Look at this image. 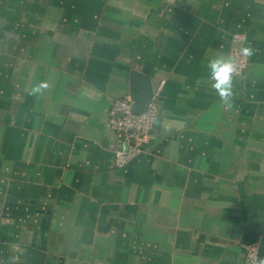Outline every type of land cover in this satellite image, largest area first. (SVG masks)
Here are the masks:
<instances>
[{
	"label": "crops",
	"instance_id": "obj_1",
	"mask_svg": "<svg viewBox=\"0 0 264 264\" xmlns=\"http://www.w3.org/2000/svg\"><path fill=\"white\" fill-rule=\"evenodd\" d=\"M248 45L226 108L208 61ZM131 71L159 115L116 169ZM257 225L264 0H0V264H242Z\"/></svg>",
	"mask_w": 264,
	"mask_h": 264
},
{
	"label": "built area",
	"instance_id": "obj_2",
	"mask_svg": "<svg viewBox=\"0 0 264 264\" xmlns=\"http://www.w3.org/2000/svg\"><path fill=\"white\" fill-rule=\"evenodd\" d=\"M233 40L239 42L243 40V37H235ZM230 53L236 59L240 75H242L247 65L245 57L237 48H233ZM158 99L159 89L152 91L150 101L142 114L132 112V102L126 96L111 102L107 112V125L121 141L120 148L113 153L114 168L126 167L141 153L143 141L153 129L159 115ZM243 250L242 264H256L257 246L244 245Z\"/></svg>",
	"mask_w": 264,
	"mask_h": 264
},
{
	"label": "clouds",
	"instance_id": "obj_3",
	"mask_svg": "<svg viewBox=\"0 0 264 264\" xmlns=\"http://www.w3.org/2000/svg\"><path fill=\"white\" fill-rule=\"evenodd\" d=\"M240 52L242 56L250 58L255 54V49L248 45L242 47ZM207 69V79L210 81L211 88L220 102L226 108H231L234 97V80L240 75L236 59L230 52L220 51L209 59ZM48 87L47 82L36 83L32 86L29 95H43ZM256 264H264V256L258 255Z\"/></svg>",
	"mask_w": 264,
	"mask_h": 264
},
{
	"label": "water",
	"instance_id": "obj_4",
	"mask_svg": "<svg viewBox=\"0 0 264 264\" xmlns=\"http://www.w3.org/2000/svg\"><path fill=\"white\" fill-rule=\"evenodd\" d=\"M130 100L132 102L131 110L135 114H142L152 96V87L150 79L143 74L131 71L130 72ZM256 230L259 233L246 232L244 233L241 242L245 246L256 245L257 256H264V227L257 225Z\"/></svg>",
	"mask_w": 264,
	"mask_h": 264
}]
</instances>
